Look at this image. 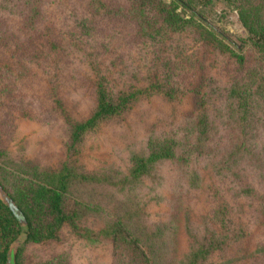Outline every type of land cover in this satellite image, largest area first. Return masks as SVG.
I'll return each instance as SVG.
<instances>
[{
  "label": "rangeland",
  "instance_id": "1",
  "mask_svg": "<svg viewBox=\"0 0 264 264\" xmlns=\"http://www.w3.org/2000/svg\"><path fill=\"white\" fill-rule=\"evenodd\" d=\"M161 3L0 0V201L54 234L17 264H264V50L221 0ZM99 86L131 98L87 123Z\"/></svg>",
  "mask_w": 264,
  "mask_h": 264
},
{
  "label": "trees",
  "instance_id": "2",
  "mask_svg": "<svg viewBox=\"0 0 264 264\" xmlns=\"http://www.w3.org/2000/svg\"><path fill=\"white\" fill-rule=\"evenodd\" d=\"M215 1L220 0H169L168 4L161 3L160 13L163 17V21L173 28H179L191 21L184 20L179 17L176 12L178 7L183 8L190 12V15L200 20L199 14H195V11L202 12L203 9L213 5ZM227 7H231L236 10L239 20L242 26L245 28L249 35V39L255 43L258 47L264 50V23L259 15L260 4L254 0H221ZM216 41V39H215ZM217 43L221 44L217 39ZM224 47V46H223ZM226 49V48H225ZM128 95L121 96L118 102L113 101L108 97V94L103 90H98V103L96 111L87 123L95 121L106 115L112 114L118 111L123 105L127 103ZM84 127L83 125L79 126ZM78 127V129H79ZM82 130V129H81ZM48 194L36 198V205L41 209H49L52 211L53 218L50 223L53 225H61L64 221L70 220L65 215L62 209V196L55 194L53 190H47ZM8 202L0 201V264H8L10 258L13 257L14 264L18 262V252L13 250L12 244L17 241V234L21 227H26V242H40L43 238H50L54 236L53 232L48 234H41L36 229V222L33 218V210L26 207L28 212L34 220L31 219L26 209L20 205L14 204L10 197H7ZM47 204V206H45ZM11 205L14 209L11 208ZM17 212L20 215H17Z\"/></svg>",
  "mask_w": 264,
  "mask_h": 264
},
{
  "label": "water",
  "instance_id": "3",
  "mask_svg": "<svg viewBox=\"0 0 264 264\" xmlns=\"http://www.w3.org/2000/svg\"><path fill=\"white\" fill-rule=\"evenodd\" d=\"M3 201H4V202H8V199H7V197H6V196L3 198ZM11 208H12V209H14V207H13L12 205H11ZM17 215H20V213H19V212H17ZM13 260H14V258H13V257H11V258H10V261H9V263H8V264H14Z\"/></svg>",
  "mask_w": 264,
  "mask_h": 264
}]
</instances>
